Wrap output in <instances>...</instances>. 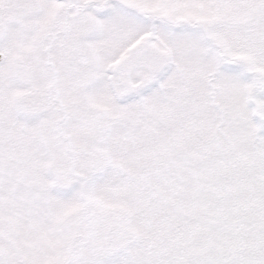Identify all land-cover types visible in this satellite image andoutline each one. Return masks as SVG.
<instances>
[{
    "label": "snow or ice",
    "instance_id": "6c2138e0",
    "mask_svg": "<svg viewBox=\"0 0 264 264\" xmlns=\"http://www.w3.org/2000/svg\"><path fill=\"white\" fill-rule=\"evenodd\" d=\"M0 264H264V0H0Z\"/></svg>",
    "mask_w": 264,
    "mask_h": 264
}]
</instances>
